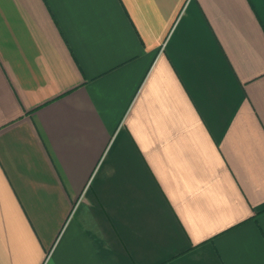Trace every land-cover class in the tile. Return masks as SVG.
Segmentation results:
<instances>
[{
	"label": "crops",
	"instance_id": "0c3cea01",
	"mask_svg": "<svg viewBox=\"0 0 264 264\" xmlns=\"http://www.w3.org/2000/svg\"><path fill=\"white\" fill-rule=\"evenodd\" d=\"M0 264H264V0H0Z\"/></svg>",
	"mask_w": 264,
	"mask_h": 264
}]
</instances>
